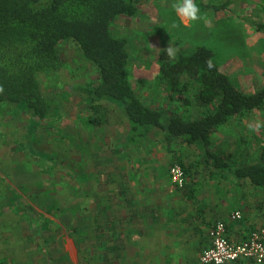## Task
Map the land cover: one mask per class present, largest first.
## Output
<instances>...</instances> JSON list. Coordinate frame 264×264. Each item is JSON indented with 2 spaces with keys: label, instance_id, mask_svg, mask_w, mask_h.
Masks as SVG:
<instances>
[{
  "label": "rangeland",
  "instance_id": "rangeland-1",
  "mask_svg": "<svg viewBox=\"0 0 264 264\" xmlns=\"http://www.w3.org/2000/svg\"><path fill=\"white\" fill-rule=\"evenodd\" d=\"M137 1L140 14L135 18H117L112 32L130 40L129 76L138 94L147 95L148 99L159 98L161 108L165 105L161 101H165L171 87L161 75L160 53L169 47L184 55L207 47L214 52L222 72L241 91L253 94L261 87L264 0H195L196 4L202 1L227 7L215 12L199 6L201 18L187 24L172 8L176 0ZM58 50L63 63L61 71L39 75L43 94L58 104L54 118L32 122V115L24 106L0 105V258H6L10 264H43L36 257L39 254L30 257L26 247L31 240L26 219L33 217L37 221L39 216L62 225L64 235L56 231L44 237L61 240L62 246H46L55 263L80 264L77 247L64 228L93 224L96 206L91 213L84 206L92 204L96 196V180L102 165L97 159L106 161L111 141L122 131L118 105L111 100L94 102L90 97V91L99 83L96 67L84 59L70 40L62 42ZM196 92L181 93L178 97L194 101ZM187 114L184 116L191 119L193 115ZM88 171L97 173L96 179L83 184ZM147 258L149 261L143 259L133 264H165L155 254Z\"/></svg>",
  "mask_w": 264,
  "mask_h": 264
},
{
  "label": "trees",
  "instance_id": "trees-1",
  "mask_svg": "<svg viewBox=\"0 0 264 264\" xmlns=\"http://www.w3.org/2000/svg\"><path fill=\"white\" fill-rule=\"evenodd\" d=\"M197 2L203 9L215 12L225 11L227 7ZM138 5L137 0H0V105L24 106L32 115V122L54 118L58 104L43 94L39 75L61 71L63 63L58 46L70 40L98 70L99 83L90 91L91 99L95 102L110 99L118 105L130 124V142L140 143L154 129L166 137L209 147L213 133L233 117L264 110V88L254 94L242 92L222 72L214 52L207 47H198L190 55L173 52L174 56L170 57L166 49L160 53L162 78L174 93L189 91L193 86L198 88L197 99L204 110L201 118L189 121L173 112L147 106L130 80V40L112 32L117 18H135L140 14ZM32 122L31 127L36 130ZM213 157L218 168L229 165L223 157ZM235 174L249 178L264 190V148L257 163L238 167ZM107 219L112 227V218ZM27 221L31 231L38 235L45 234L50 225L45 219L36 221L28 217ZM104 227L105 223L99 222L95 215V222L85 230L69 229L77 234L80 264H125L121 261L124 259L121 246L113 238L117 231H106ZM27 244L30 257L43 252L44 264H56L50 260L45 246L32 240ZM0 264L10 263L0 258Z\"/></svg>",
  "mask_w": 264,
  "mask_h": 264
},
{
  "label": "crops",
  "instance_id": "crops-1",
  "mask_svg": "<svg viewBox=\"0 0 264 264\" xmlns=\"http://www.w3.org/2000/svg\"><path fill=\"white\" fill-rule=\"evenodd\" d=\"M263 88L264 80L254 93ZM169 90L163 98L165 101H161L165 103L163 108L159 105V98L149 100L147 95L135 92L151 108L173 112L189 121L201 118L204 110L199 105L196 86L179 93H174L172 88ZM192 90H197L194 101H183L178 97ZM186 112L193 118H186ZM263 113L264 110H254L233 117L226 126L213 133L209 147L166 137L154 129L146 133L140 143L130 142V124L121 113L123 121L119 126L123 135L115 128L121 136L111 141L110 155H105L106 161L98 157L97 162L102 165L96 180V201L93 197L92 204L89 202L84 206L88 213L93 212L96 206L95 215H98L99 222L105 223L104 229L117 231L113 238L121 246V255L124 256L121 261L125 264L143 259L149 261L147 256L155 254L159 258L157 260L165 264H196L210 245L209 231L216 222L226 223L227 236L234 243L245 241L254 231L264 230V190L249 178L235 174L238 167L255 164L259 160L264 148ZM212 154L223 157L229 165L218 168ZM174 163H180L186 172L184 189L177 188L171 180L170 168ZM87 173L83 176V184L96 179L97 173ZM238 211L243 218L234 220L232 216ZM107 218H112V227L108 225ZM46 221L50 225L45 234L33 233L27 224V236L32 241L39 240L36 244L45 246L50 260L55 261L46 246H62L61 240L56 242L52 236L48 240L44 237L56 231L64 235L62 225L48 218ZM88 226L83 224L82 228L85 230ZM74 228L79 227L64 229L77 247V234L69 231ZM36 257L41 262L45 260L43 252ZM232 264L255 263L242 260Z\"/></svg>",
  "mask_w": 264,
  "mask_h": 264
},
{
  "label": "built area",
  "instance_id": "built-area-1",
  "mask_svg": "<svg viewBox=\"0 0 264 264\" xmlns=\"http://www.w3.org/2000/svg\"><path fill=\"white\" fill-rule=\"evenodd\" d=\"M170 176L177 188H185L187 175L182 165L173 164ZM232 218L241 220L243 215L238 211ZM209 238L210 245L201 253L197 264H232L242 259L264 264V230L254 231L245 241L234 243L227 236L226 223L218 221L211 227Z\"/></svg>",
  "mask_w": 264,
  "mask_h": 264
},
{
  "label": "clouds",
  "instance_id": "clouds-1",
  "mask_svg": "<svg viewBox=\"0 0 264 264\" xmlns=\"http://www.w3.org/2000/svg\"><path fill=\"white\" fill-rule=\"evenodd\" d=\"M173 10L176 12L177 16L180 18L182 23H190L198 21L200 17V8L196 4L195 0H176L172 5ZM176 25H174L175 27ZM166 51L170 57L174 56L171 48H167ZM209 68L212 67V62H208ZM2 90V89H0Z\"/></svg>",
  "mask_w": 264,
  "mask_h": 264
}]
</instances>
